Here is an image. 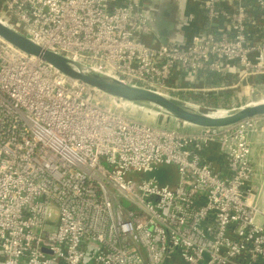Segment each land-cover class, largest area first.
<instances>
[{
  "label": "built area",
  "instance_id": "1",
  "mask_svg": "<svg viewBox=\"0 0 264 264\" xmlns=\"http://www.w3.org/2000/svg\"><path fill=\"white\" fill-rule=\"evenodd\" d=\"M143 1L0 0V19L79 63L203 108L179 92L264 84V0H188L205 23L183 46L147 41L159 38ZM205 71L235 81L212 83ZM160 116L164 124L150 123ZM170 120L0 37V264H264L249 138L264 133V116L180 130ZM214 144L219 167L206 156ZM161 168L174 179L162 182Z\"/></svg>",
  "mask_w": 264,
  "mask_h": 264
},
{
  "label": "water",
  "instance_id": "2",
  "mask_svg": "<svg viewBox=\"0 0 264 264\" xmlns=\"http://www.w3.org/2000/svg\"><path fill=\"white\" fill-rule=\"evenodd\" d=\"M182 1L184 6L182 12L187 17V23L184 24V20L178 18L179 23L176 27H172L165 19L170 14L167 10L164 11L158 26L155 27L151 20L149 22L152 30L164 44L173 43L183 46L188 43L199 27L195 24L197 15L191 10L189 1ZM149 6L152 7L153 3H150ZM0 37L25 54L49 64L59 72L86 86L100 90L109 96L122 98L169 115L171 117L170 126L179 130L183 128V123L200 127H224L257 116H264V100L259 97L258 92H254L252 95V102L223 109L225 113L218 114L215 113L217 111H209L211 108L182 102L155 90L127 83L86 64L79 63L59 52L45 48L28 35L13 29L1 19ZM258 88L264 90V84L259 85ZM211 93L217 92L211 91L206 94Z\"/></svg>",
  "mask_w": 264,
  "mask_h": 264
},
{
  "label": "crops",
  "instance_id": "3",
  "mask_svg": "<svg viewBox=\"0 0 264 264\" xmlns=\"http://www.w3.org/2000/svg\"><path fill=\"white\" fill-rule=\"evenodd\" d=\"M189 5H190L191 10H193L197 15L195 24H197V26L204 24L205 23L204 13L199 8V6L195 2H189ZM146 39L147 41L151 43H158L160 41V40H157V38L154 35H148L146 36ZM182 77L184 76L177 75L175 77L176 85L181 84V82H183ZM244 91H245V86L239 85L237 87L232 88L231 90L227 89V90H222L217 93H211V94L228 95L227 106L236 107L235 104L237 103L236 101L238 100L236 98L244 96L245 95ZM187 93H191V92H187ZM201 94L210 95L206 93H201ZM187 97H191V96H186V97H181V98H187ZM191 98L192 100H194L193 97ZM230 102H232L233 105H231ZM203 106L207 108H212V107H209V105L208 106L203 105ZM249 138H250V145H251V159H252L253 166H254V176H253L251 185L254 188L255 192H257V201L259 205H264V133L262 132L252 133L250 134ZM206 156L217 167H219V165H221L224 160L222 155L219 153L218 148L215 144L212 145L210 148H208L206 152Z\"/></svg>",
  "mask_w": 264,
  "mask_h": 264
},
{
  "label": "flooded vegetation",
  "instance_id": "4",
  "mask_svg": "<svg viewBox=\"0 0 264 264\" xmlns=\"http://www.w3.org/2000/svg\"><path fill=\"white\" fill-rule=\"evenodd\" d=\"M150 3H153L152 7L149 6ZM183 7L182 0H144L141 4V8L146 13L148 22L151 20L155 27L158 26L165 10L170 13L165 19H167V22L172 27H176L180 19L184 20V24L187 23V17L182 12Z\"/></svg>",
  "mask_w": 264,
  "mask_h": 264
},
{
  "label": "trees",
  "instance_id": "5",
  "mask_svg": "<svg viewBox=\"0 0 264 264\" xmlns=\"http://www.w3.org/2000/svg\"><path fill=\"white\" fill-rule=\"evenodd\" d=\"M202 74L206 75V79L212 81V83H220L226 81L228 83H232L235 81V76L233 73H228L226 75H222L218 72L214 71H205ZM180 97L191 96L194 101L203 105H210L212 107H224L227 106L228 95H204V94H193V93H183L179 92Z\"/></svg>",
  "mask_w": 264,
  "mask_h": 264
},
{
  "label": "rangeland",
  "instance_id": "6",
  "mask_svg": "<svg viewBox=\"0 0 264 264\" xmlns=\"http://www.w3.org/2000/svg\"><path fill=\"white\" fill-rule=\"evenodd\" d=\"M254 92H258L259 97L261 99L264 98V90H262L261 88H258V86H257V88L254 91L249 90L248 93H246L244 96L236 98V99H238L236 101L237 103L235 104L236 107L252 102V95L254 94ZM230 104L233 105L232 102H230ZM209 107H212V106L209 105ZM232 107H234V106H224V107H216L215 106V107H212L211 109H209V111H217L215 113H225L223 109H228V108H232ZM136 117L139 119V115H137ZM140 119H143V121H146L145 116H140ZM161 119H163L162 116L156 117L155 119L150 120V123L155 124V125H162L164 123L161 121ZM154 175H156L163 182V181H166L168 179V177L171 179H174L175 171H174V169L169 170L167 168H161L160 170L154 172Z\"/></svg>",
  "mask_w": 264,
  "mask_h": 264
},
{
  "label": "bare ground",
  "instance_id": "7",
  "mask_svg": "<svg viewBox=\"0 0 264 264\" xmlns=\"http://www.w3.org/2000/svg\"><path fill=\"white\" fill-rule=\"evenodd\" d=\"M262 100H264V98ZM218 114H223V113H218Z\"/></svg>",
  "mask_w": 264,
  "mask_h": 264
}]
</instances>
